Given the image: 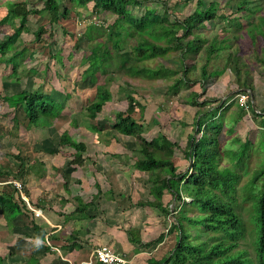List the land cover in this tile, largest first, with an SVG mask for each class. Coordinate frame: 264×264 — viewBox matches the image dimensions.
Returning a JSON list of instances; mask_svg holds the SVG:
<instances>
[{
  "label": "rangeland",
  "instance_id": "1",
  "mask_svg": "<svg viewBox=\"0 0 264 264\" xmlns=\"http://www.w3.org/2000/svg\"><path fill=\"white\" fill-rule=\"evenodd\" d=\"M63 1L70 8L66 20L49 26L46 17L38 15L28 17L26 26L16 43L19 49H25L24 53L16 59L17 72H12L11 65L0 64V170L3 173L17 172L19 162L13 158L16 155H20L25 160V168L39 167L41 175L31 172L25 178H9V181L4 183L13 186V181L19 182L31 208L38 210L37 204L43 202L42 205L45 206L42 210L45 207L49 216H54L52 212L54 211L57 218L62 217V214L70 213L73 209V206L68 204L70 201L74 204L72 195L81 192L84 199L88 200L91 194L96 192L94 182H98L103 192L109 189L114 190L112 192L113 195L115 192L114 197L117 201L115 199L114 202L109 201L104 195L100 197L99 206L95 210L96 213L94 212L97 220L93 228L95 233L104 231L108 222L111 227L115 226V223H119L125 228H129L131 225L139 227L141 225L147 240L154 235L165 234L170 226V219L156 218L146 209L132 205L139 199H145L148 196L146 186L149 184L148 177L133 167L136 155L133 151L135 148L133 139L116 133L112 124L115 121V116L118 113H123L124 117L129 115L142 124V136L147 140H151L157 135L165 136L179 146L173 156L176 171L181 174L189 172V160L184 157L183 151L188 134L193 133L192 124L197 110V108L186 105L191 101V92L200 94L198 102H202L206 98L215 100L207 104V107H211L210 114L198 117L204 124L210 123L212 117L224 112L225 124L233 129V135L225 139L231 142L237 136L241 141L250 140L252 142L253 146L249 150V157L244 160L246 167L244 170L251 172L257 167L264 156L258 148L262 134L259 133L247 110H244V114L240 113L242 107L238 98L242 96V92H246L248 97L251 88L252 106L257 112L263 111L264 72L256 61L260 52L258 41L254 42L252 35L243 33L254 18L236 11L238 3L242 0H202L201 9L206 8L211 1L216 2L215 9L218 18L205 22L209 29L205 36L212 40V47L217 51L208 59L209 49L205 47L196 54L186 55L184 61L188 66L187 78L192 81L198 78L201 66L207 61L208 77L204 82L186 87L180 86L176 91L168 89V85L173 82V79L165 81L159 76L148 79L108 67L104 74L98 72L97 84L106 82V79L109 80L107 86L112 93V101L104 105L103 111L97 115L95 121L89 120L85 111L82 110L83 106L88 105L94 96L95 84L91 83L89 79H81L80 62L84 58L94 59L105 52H114L108 30V25L113 22L114 17L106 12L94 17L90 2L83 6H77L69 0ZM183 1L185 0H167L168 5L173 7L174 15L180 19L185 17L189 11L187 7L183 6ZM243 1L260 8L261 11L264 8V0ZM34 2L36 0H0V19L6 13V4L25 3L27 8H41V3L33 7ZM148 10L157 11L160 14L163 12L160 4L153 3L140 9H131V13L136 18H140ZM17 21H14L15 25L13 26H0V40L13 32L14 26L16 27L18 24ZM237 22L240 23V27H237ZM40 26L45 30L44 34L40 40H34V32ZM234 36H237V39ZM214 37L216 38L213 40ZM223 38H230L227 42L229 48L226 44L221 43ZM185 40L186 38H183L181 43H185ZM132 44L133 38H127L120 52L130 51L129 48ZM235 49L238 51L240 64L245 63L247 66V68L241 66L238 76L226 66V59ZM57 52L61 56L60 60L53 57ZM178 56V52L172 51L166 60L160 57L154 58L141 62L138 66L155 68L159 63H162L167 68H174L180 65V61L177 60ZM32 69L36 73H31ZM23 89L31 92L52 93L54 99L64 106L60 116L47 126L29 124L21 108L11 109L1 99L5 95ZM127 95L132 98V102L126 99ZM247 99L249 100V98ZM141 108H144L143 111ZM14 115L20 120L17 138L8 135ZM72 119L76 120L75 127L71 124ZM63 132L69 133L75 141L83 143L85 147V152L82 154L83 166L71 165L70 161L73 159L75 151L59 146L60 135ZM193 136L196 139L199 137L196 134ZM51 150L58 152L49 154ZM221 163L225 164L226 162L222 160ZM245 171H240L242 177L239 185H242L249 176V173H245ZM10 174L12 175V173ZM76 180H81L82 186ZM66 183L71 187L70 194L64 190L63 186ZM2 184L0 183V185ZM122 195L123 198L120 197ZM14 197L16 201L20 200L16 189ZM170 199L171 197H168L167 201ZM122 206L123 208L131 207L129 212H124L125 219L124 215H120ZM172 206L173 203L170 208ZM25 210H27L25 214L16 220L15 229H13L14 227L10 229L0 214V253L8 257V253L12 251L21 258L34 252L33 248L36 245L47 246L45 238L48 237V234L45 235V233L50 230V227L43 218L45 212H42L41 217L35 212L32 213L26 205ZM149 215L154 217L148 218ZM153 220L155 222L151 228L149 222ZM160 220H162L161 224ZM32 223L42 229V232H34L36 234L44 232L43 237L33 236L35 233L29 231L33 228ZM145 227L148 228L145 229ZM67 228L66 231L65 228H61L59 231L60 235L58 236H61L59 237L61 243H58V248L59 245H65L67 241L64 237H67L71 227ZM104 235L105 233L101 236L98 234L100 241H97V244L109 246V237ZM48 239L51 244L50 237ZM42 240L43 243L40 242ZM175 241V232L166 235L162 247L157 250L153 249V251L156 250L153 255L158 257L168 255L173 249ZM247 250L250 249L247 248ZM59 252V256H65L63 250H59ZM21 259H17V261L22 264L24 260ZM47 259L49 258L47 257ZM59 260L61 264H64L61 261L63 259ZM7 263L11 264L9 261Z\"/></svg>",
  "mask_w": 264,
  "mask_h": 264
},
{
  "label": "trees",
  "instance_id": "2",
  "mask_svg": "<svg viewBox=\"0 0 264 264\" xmlns=\"http://www.w3.org/2000/svg\"><path fill=\"white\" fill-rule=\"evenodd\" d=\"M69 1L77 6L92 3L91 12L94 17L102 12L114 17L113 22L108 25L109 39L112 41L114 52H105L94 59L84 58L80 62L81 79H89L95 84L94 96L88 105L82 108L89 120L95 121L97 115L103 111L104 105L112 101V93L107 86L109 80L106 79V82L97 84L98 72L104 74L108 67L148 79L158 76L165 81L173 79L168 89L176 91L180 86L194 85L207 79V61L201 66L198 78L192 81L187 78L188 66L185 65L184 58L188 54L198 53L205 47L209 49L208 59L216 53L217 50L212 47V40L205 36V33L209 32L205 22L218 18L216 2L211 1L206 8L201 9L202 0L194 2L185 0L183 6L189 11L180 19L174 15L173 7L168 5L167 0ZM39 3L42 4L41 8H27L25 3L5 5L6 13L0 19V26H13L16 20L18 24L14 26L11 34L5 35L0 40V64L11 65L13 73H16L18 69L17 57L25 51L24 48L19 49L16 43L26 26L28 17L31 15L46 17L51 26L66 20L70 13V8L63 0H36L32 6L35 7ZM153 3L160 4L163 11L161 14L148 10L144 13L145 15L136 18L131 13V9H140ZM236 11L254 18L243 33L252 35L254 42L258 41L260 52L256 61L264 72V8L261 11L260 8L242 0L238 3ZM236 25L240 27V23L237 22ZM44 31L43 27H38L34 32V40H40ZM129 37L133 38L130 51L121 53L124 41ZM183 38H186L185 43H181ZM234 38L237 39V36ZM229 40L230 38H223L221 43L229 48L227 44ZM172 51L179 53L177 59L180 61L179 66L167 68L162 63L155 68L138 66L139 63L154 58L160 57L166 60ZM53 57L57 60L61 58L59 52ZM226 66L236 76L240 74L241 66L247 68L245 63L240 64L236 49L226 59ZM31 73L36 71L32 69ZM242 93L247 95L246 92ZM191 95V101L186 105L197 110L192 124L193 133L188 134L183 151L184 157L189 160L190 171L182 174L176 171L172 161L176 149H179L176 143L165 136L158 135L147 140L142 136V124L129 115L124 117L123 113L115 116L112 124L114 131L133 139L135 145L133 151L136 154L133 162L134 169L145 173L148 177V196L132 205L154 210L159 217L171 220L167 232L161 233L154 240L143 241L140 230L137 228L124 230L127 240L133 245V252L139 253L162 243L166 235L175 232V245L168 257L158 261L149 258L147 264H264V156L251 172L245 171L244 160L249 157L252 142L241 141L237 136L231 142L225 139L233 135V129L225 124L224 112L212 117L210 123L204 124L198 117L207 115L211 110L207 104L215 100L206 98L198 102L200 94L191 92ZM125 97L132 102L130 96ZM247 98L249 100L247 99L246 106H241L240 113L244 114V110H247L259 133L262 134L258 148L264 155V109L257 112L252 106L251 88ZM1 99L11 109L21 108L28 123L34 126H47L57 119L64 109V106L54 99L52 93L31 92L23 89L5 95ZM143 109L141 108V111ZM71 124L75 127L76 120L72 119ZM19 125L20 120L14 115L8 135L17 138ZM193 134L199 136L198 139ZM59 146L75 151L70 161L71 165H84L82 154L85 152V147L82 142L75 141L69 133L63 132L60 135ZM57 152V150H51L49 154ZM13 158L19 162L17 172H10L11 175L0 170V183H3L0 185L2 187L0 214L8 225L23 216L27 210L23 201L15 200V188L12 184L4 183L9 181V178H25L31 172L41 175L39 167L25 168V160L20 155ZM222 160L226 163L222 164ZM240 171L249 173L242 185H239L242 177ZM95 189L96 194L88 202H84L80 196L74 197L77 206L65 216L67 220H89L95 216L87 211L91 207H96L100 197L104 195L111 201L115 199L111 189L103 192L99 185H95ZM168 197H171L169 201H167ZM42 203L39 202L37 206L43 207ZM171 203H173L172 208H170ZM32 227L34 231L42 232V229L34 223ZM76 236L77 232H74L71 239L76 240ZM3 262L4 258L0 255V264H4ZM35 263L37 260L32 257L25 261V264Z\"/></svg>",
  "mask_w": 264,
  "mask_h": 264
},
{
  "label": "crops",
  "instance_id": "3",
  "mask_svg": "<svg viewBox=\"0 0 264 264\" xmlns=\"http://www.w3.org/2000/svg\"><path fill=\"white\" fill-rule=\"evenodd\" d=\"M172 161H173V157H172ZM79 181L80 183V186H82V181L81 180H76V182ZM78 183V182H77ZM94 185H99L98 182H94ZM147 186V189H148V185ZM64 190L66 193H69V190H70V186H68V184H64ZM66 187V188H65ZM101 191L102 188L101 186L99 185ZM71 191V190H70ZM114 191V190H112ZM148 191V190H147ZM70 194V193H69ZM96 194L93 193L91 194L90 198L87 200V199H84L83 195L81 194V192H79V194H74L72 195V201L74 202V204L70 202H68V204H71L73 206V209L70 211V213L75 209V207L77 206V203L75 202L74 200V197L75 196H80L84 202H88L91 200V198ZM114 195H115V192H114ZM126 197V195H124ZM123 198V195L120 196ZM68 196H67V200H68ZM125 199H128V198H125ZM109 200V199H108ZM115 200L117 201L116 197H115ZM100 200L98 199L97 202H96V207H91L90 209H88V213L90 215H94L95 217H92L91 219L89 220H75V219H66V215L70 214V213H64L62 214V217H58L57 218V215L54 213V211L52 210H49V211H52L54 216H49V214H47L46 212V208L44 207V210H42L43 207H39V209L41 210V212H45V215L43 216L45 222L48 224V226L50 227V230L48 232L45 233L48 234V238L50 237V241H51V245L52 247L54 248H57L58 252L59 250H63L64 253H65V256H59L58 254H60V252L58 253L57 251H55V249H52L48 246H42V245H36L34 249V252H32L30 255L28 256H22L20 258V256H17V254L13 253V251L11 253H8L9 257L7 255H4L2 253H0V255L4 258V264H8L7 261L11 262V264H21L20 261H17V259H21V260H24L22 264H25V261L32 257L34 258L35 260H37V263L35 264H61L60 263V260L59 259H63L61 260L64 264H81L82 262H88L89 261V258H90V254H91V251L95 248H98V247H101V246H107V245H99L97 244V241H100L99 237H98V234L101 236L105 233L104 236H108L109 239H108V243H109V247H111L113 250H115V252L121 254L127 261L126 264H147V260L149 258H153L155 260H161L162 258H165V257H168V255L171 253L168 254V255H164L162 257H158V256H154L153 254L155 253V251L159 248L162 247V243L160 244H157V245H153L152 247H150L149 249H146L144 251H141L139 253H134L133 252V245H131L128 240H127V237H126V234L124 232V230H127L129 228H137L140 230V236L142 238L143 241L145 242H148V241H151V240H154L155 238H157L158 236H152V238L150 239H146L144 234L143 233V229L140 225L139 226H135V225H131L129 226V228H125L124 226H121L119 223H115V226L111 227L110 223H106V229L102 232H96L95 233V230L93 229L94 226H95V223H97V220H96V209L97 207L99 206V202ZM111 201V200H109ZM114 202V201H113ZM45 206V205H44ZM122 209H120V215L123 216L124 215V212H129L130 211V208L127 206V208H123V206L121 207ZM137 208H141V209H146L147 211H149V213H153L156 218H159V219H164L163 217H159L158 213L154 210H150V209H147V208H142V207H137ZM95 212V213H94ZM147 213V212H145ZM43 215V214H42ZM3 217V216H2ZM22 217V216H21ZM21 217L17 218V219H20ZM42 217V216H41ZM154 217L153 215H149L148 218H152ZM125 219V215L123 217ZM4 219V218H3ZM15 219L10 225L7 224L8 227H10V229L12 227H14L13 229L16 228V220ZM5 220V219H4ZM161 221L160 220V224H161ZM155 220H153L152 222H149L151 223V225L149 227L153 228L152 225L154 224ZM36 223V222H35ZM37 224V223H36ZM38 225V224H37ZM70 226V231L69 233L67 234V237H64L67 241L65 243V245H59V248H58V243H61V239L59 237L61 236H58L60 235V229L62 228H65V231L68 229L67 227ZM39 227V226H38ZM124 227V228H123ZM21 228H23L21 226ZM148 228V227H145V229ZM158 230V229H157ZM29 231H32L33 233L34 230L32 228L29 229ZM74 232H77V236H76V240H72L71 239V235L74 233ZM121 232V233H119ZM50 233V234H49ZM42 236L44 235V232L42 234H33V236ZM176 237V236H175ZM63 238V239H64ZM166 238V237H165ZM164 238V239H165ZM164 241V240H163ZM41 243H43V240L40 241ZM48 247V248H47ZM50 248V249H49ZM153 249H156L153 251ZM153 251V252H152ZM9 252V250H8ZM47 257L49 259H47ZM60 257V258H59ZM65 258V259H64ZM18 262V263H17ZM89 264H100L99 262L95 261V260H91V263Z\"/></svg>",
  "mask_w": 264,
  "mask_h": 264
},
{
  "label": "built area",
  "instance_id": "4",
  "mask_svg": "<svg viewBox=\"0 0 264 264\" xmlns=\"http://www.w3.org/2000/svg\"><path fill=\"white\" fill-rule=\"evenodd\" d=\"M240 106H246L247 103V96L242 94L240 98H238ZM13 186L15 187L16 191L18 192V197L21 201L31 210L32 213H36L40 216H42L41 210H36L31 208L29 203L27 202L23 192H22V185L17 182L13 181ZM46 245L52 249H55V251L58 252L57 248L52 247V245L49 242L48 237L45 238ZM91 260H95L99 262L100 264H126V259L119 253L115 252L111 247L109 246H101L98 248H95L91 251L90 258L88 262H82L81 264H89L91 263Z\"/></svg>",
  "mask_w": 264,
  "mask_h": 264
}]
</instances>
